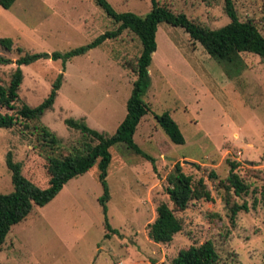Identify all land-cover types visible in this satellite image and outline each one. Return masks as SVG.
Wrapping results in <instances>:
<instances>
[{"label":"rangeland","instance_id":"374dc122","mask_svg":"<svg viewBox=\"0 0 264 264\" xmlns=\"http://www.w3.org/2000/svg\"><path fill=\"white\" fill-rule=\"evenodd\" d=\"M106 1L119 13L142 17L153 9L152 0ZM157 1L174 13L203 20L212 30L230 22L225 0ZM234 4L239 19L252 21L264 36L263 0ZM118 27L95 0H16L9 10L0 6V39L14 41L13 51L0 46V57L12 61L0 65V84L10 83L18 48L45 55L22 67L17 108L41 104L55 80L63 77L52 109L42 118L59 140L61 149L54 156L87 139L66 125L68 119L83 121L105 136L116 132L127 115L136 80L128 61L136 60L142 44L125 30L65 62L50 56L65 55ZM157 44L144 97L150 111L134 137L154 162L124 143L111 148L107 220L114 232L105 227L100 205L104 187L96 164L69 181L52 202L35 206L26 220L12 227L0 249V264H172L181 250L207 241L214 243L222 264H264V60L242 53L237 65L219 63L184 28L167 23L159 26ZM164 113L179 125L183 145L174 144L158 124L156 116ZM24 124L0 128L2 195L14 192L9 153L14 162L24 164L26 177L42 187L47 183L49 149ZM178 163L194 184L204 179L212 200L194 199L186 211L176 212L183 230L171 243H155L149 226L162 203L173 208L168 178ZM231 163L238 164L236 172L249 186L248 194L238 197L222 186ZM234 204H246L248 211H240L233 224Z\"/></svg>","mask_w":264,"mask_h":264},{"label":"trees","instance_id":"16d2710c","mask_svg":"<svg viewBox=\"0 0 264 264\" xmlns=\"http://www.w3.org/2000/svg\"><path fill=\"white\" fill-rule=\"evenodd\" d=\"M15 1L0 0V6L9 10ZM95 2L115 24L119 25L118 29L106 32L88 45L76 48L65 55L54 53L51 58L54 60L63 59L65 62L76 56L85 55L90 50L100 47L107 40L118 38L125 30L134 33L141 41L142 50L136 60L128 61L136 80L127 102V115L112 136H105L89 128L83 121L66 120L65 123L69 128L81 132L87 139L79 145L72 146L65 154L62 152V155L54 156L60 148L59 140L49 128L42 124V118L48 110L52 109L58 91L63 84V77L60 76L55 80L49 96L41 104L36 107L24 104L20 109L17 108L20 102L19 90L24 80L22 67L30 66L45 58L44 54L23 52L22 48H18V58L15 62L17 68L10 83L8 85L0 84V128H13L25 122V130L37 135L42 145L49 149L45 167L47 183L43 185L47 188L34 183L35 181L29 176L26 177L23 174L24 164L14 162L13 154H8L7 166L12 172L14 192L8 195L0 194V249L12 227L26 220L35 206L45 207L48 205L59 195L69 181L87 173L96 164H99L100 182L104 187V195L100 199V205L106 216L105 227L114 232L107 220L108 203L111 196L106 178L113 160L111 148L124 143L135 153L154 162L153 158L141 151L134 137L139 124L150 111L144 97L150 86L149 69L153 62V54L158 48L157 33L162 23L184 28L190 38L194 42L200 43L206 52L219 63L229 62L231 65H237L241 61L242 53L255 54L264 60V36L252 21L242 22L239 19L234 0H225V11L230 22L219 30H212L206 22L199 18L189 19L185 14L174 13L171 9L160 6L157 0H152L153 9L145 17L134 13H119L106 0H95ZM0 46L7 51H13L14 41L2 38L0 39ZM11 63L10 59L0 57V65ZM1 109H6L7 112H2ZM156 120L174 144L183 145L185 143L179 125L169 113L156 116ZM237 167V163H231L230 174L222 186L228 193L234 191V194L240 197L248 194L249 186L236 172ZM211 177L217 178L213 172ZM168 182L167 193L173 208L166 203H162L158 207L157 218L149 226V237L155 243H171L175 235L183 230V224L176 212L186 211L194 199L212 200L204 179H200L197 184H194L192 176L183 172L180 163L176 164L175 171L169 176ZM240 211H248V205H233L231 208L233 224ZM172 264L222 263L214 243L207 241L201 246H191L181 250ZM234 264L242 263L236 262Z\"/></svg>","mask_w":264,"mask_h":264},{"label":"water","instance_id":"95a60500","mask_svg":"<svg viewBox=\"0 0 264 264\" xmlns=\"http://www.w3.org/2000/svg\"><path fill=\"white\" fill-rule=\"evenodd\" d=\"M50 57H51V56H50ZM50 57H49V58H50ZM185 163H189V162L185 161ZM163 264H165V263H163Z\"/></svg>","mask_w":264,"mask_h":264}]
</instances>
